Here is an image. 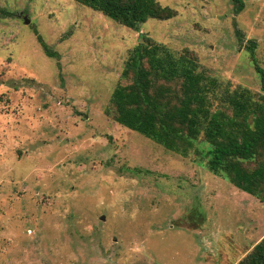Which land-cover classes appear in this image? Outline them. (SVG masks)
I'll return each mask as SVG.
<instances>
[{
  "label": "rangeland",
  "instance_id": "374dc122",
  "mask_svg": "<svg viewBox=\"0 0 264 264\" xmlns=\"http://www.w3.org/2000/svg\"><path fill=\"white\" fill-rule=\"evenodd\" d=\"M157 1L175 15L135 30L74 0H0V264H235L264 236V203L208 171L206 144L181 156L107 113L145 36L262 93L264 0Z\"/></svg>",
  "mask_w": 264,
  "mask_h": 264
},
{
  "label": "trees",
  "instance_id": "16d2710c",
  "mask_svg": "<svg viewBox=\"0 0 264 264\" xmlns=\"http://www.w3.org/2000/svg\"><path fill=\"white\" fill-rule=\"evenodd\" d=\"M74 1L135 30L148 18L168 19L176 13L157 0ZM232 1L236 11L243 8L242 0ZM37 39L47 56L58 57L38 34ZM247 48L262 93L223 86L186 50L176 52L145 36L130 49L121 71V78L131 83L114 87L112 111L107 113L181 156L198 150L196 143L203 142L206 147L200 152L208 171L264 203V69L255 57V44ZM175 82L178 92L171 87ZM235 264H264V236Z\"/></svg>",
  "mask_w": 264,
  "mask_h": 264
},
{
  "label": "water",
  "instance_id": "95a60500",
  "mask_svg": "<svg viewBox=\"0 0 264 264\" xmlns=\"http://www.w3.org/2000/svg\"><path fill=\"white\" fill-rule=\"evenodd\" d=\"M24 20H25V22H28V19L27 18H25ZM102 218H103V216H102Z\"/></svg>",
  "mask_w": 264,
  "mask_h": 264
}]
</instances>
